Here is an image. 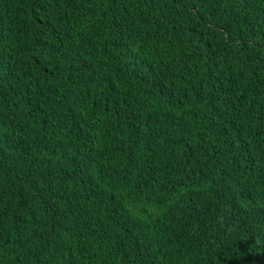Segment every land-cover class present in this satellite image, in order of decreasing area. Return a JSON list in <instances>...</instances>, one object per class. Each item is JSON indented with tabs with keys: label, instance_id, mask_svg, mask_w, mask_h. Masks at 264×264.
I'll return each instance as SVG.
<instances>
[{
	"label": "trees",
	"instance_id": "trees-1",
	"mask_svg": "<svg viewBox=\"0 0 264 264\" xmlns=\"http://www.w3.org/2000/svg\"><path fill=\"white\" fill-rule=\"evenodd\" d=\"M0 264H264V0H0Z\"/></svg>",
	"mask_w": 264,
	"mask_h": 264
}]
</instances>
